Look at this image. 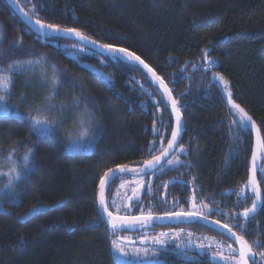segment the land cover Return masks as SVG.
Instances as JSON below:
<instances>
[{
  "label": "trees",
  "instance_id": "obj_1",
  "mask_svg": "<svg viewBox=\"0 0 264 264\" xmlns=\"http://www.w3.org/2000/svg\"><path fill=\"white\" fill-rule=\"evenodd\" d=\"M18 1L44 23L134 52L176 98L184 117L180 163L156 176L135 213L166 214L193 205L222 210L207 216L253 244L256 264L264 251V208L247 222L235 218L255 200L249 184L253 133L238 122L241 114L227 105L226 94L254 118L264 140V0ZM0 28L1 66L40 60L35 68L11 72L8 99L15 109L37 114L49 100L65 102L64 114L85 116L89 109L100 124L93 151L72 152L64 137L67 126L38 136L27 117L0 115V152L22 153L32 146L35 162L27 179L17 183L19 202L9 198L0 207V264H131L114 259V230L99 210V184L109 169L141 165L164 149L174 125L167 100L137 65L73 39L28 31L5 0ZM261 158L264 199V152ZM120 177L112 181L107 201ZM173 179L186 183L177 181L166 191ZM242 188L245 195H237ZM33 206H39V215L18 219ZM245 223L247 231L240 227ZM160 260L185 264L175 254Z\"/></svg>",
  "mask_w": 264,
  "mask_h": 264
},
{
  "label": "rangeland",
  "instance_id": "obj_2",
  "mask_svg": "<svg viewBox=\"0 0 264 264\" xmlns=\"http://www.w3.org/2000/svg\"><path fill=\"white\" fill-rule=\"evenodd\" d=\"M2 35V31L0 28V38ZM209 58V57H208ZM29 61V60H27ZM27 61H16L17 62H25L24 69L35 68L39 65L40 60H31L33 63L31 65L27 64ZM17 71V70H13ZM0 73L4 75H11L8 72L7 67H3L0 65ZM12 79V75H11ZM11 85L8 88H0V95H4L7 98V105L10 109L8 114L22 115L27 117L31 122L32 118L39 119L41 121H47L50 131L45 135L55 134L56 129H61L62 126H67V132L65 134L66 146L69 151L72 152H91L93 151L97 138L100 134V124L97 120L93 119L90 116V110L87 109L88 115H70L65 113V102L54 103L53 100H49L46 102V109L43 111L37 112V114H28L22 112L19 108L15 109L10 103L8 96L11 92ZM54 93L52 94L53 99ZM3 102H0L2 105ZM57 106V107H56ZM43 109V108H42ZM57 111L55 112L54 110ZM45 112H48L47 114ZM56 113V116L53 115ZM7 114V115H8ZM0 115H5L0 112ZM158 115V113H157ZM157 121V120H156ZM154 131L157 133L158 126L155 124ZM86 130V131H85ZM83 134V135H82ZM161 142V140H159ZM155 144V140L152 143V148ZM162 146V143H161ZM32 149V154L29 159V164L32 163L33 160V147L29 146L24 152L16 153L14 150H10L4 154L0 152V207L3 205L4 200L9 199L10 189L5 186L8 183L9 176L6 175L8 173H12L13 175L17 171H21L25 169L23 158L28 150ZM182 147L178 148L176 154L172 155L168 160H166L162 166L154 173L149 175H141V176H121L118 180L117 185L113 188V192L108 199V206L110 210L118 215V216H136V215H156L152 213V210L146 211L141 209L138 213H135L134 206L136 202L141 200L145 191H152V186L155 183L156 176L165 171L167 168H172L177 166L180 163L179 154ZM178 158V159H177ZM169 161H176L174 163H169ZM22 178V177H21ZM19 180H14L13 183L15 185V190L18 192L17 183ZM190 212H196L198 214L207 216L209 215V210L203 209L202 207L193 206L190 208ZM216 230L206 227L200 222L193 223L191 225H178V226H169V227H160V228H144L139 229L133 232H122L120 229H115L112 231V241L116 240L121 244V246L128 253L127 256L120 255L115 253V256L118 257V260L131 263V264H143L146 261H151L152 257H143L142 255L137 256L133 253L137 249H148L149 252L152 251L153 248H159V245H154L152 242V238L158 237L160 233H167V237H163L166 239L169 244L175 243L179 244L181 247L184 246L183 242L191 240L193 247H191L188 252V257H195L198 259L201 256H207L212 261V255L214 253L217 254V258L213 261L216 264H223L224 259L230 256L228 251L229 246L233 249H238L236 244L225 234L214 232ZM189 233H191V237H189ZM204 244L207 246L208 253L207 255H203L199 252V250L195 247V245ZM222 245V247H221ZM114 251V250H113ZM166 254H175L181 259L185 260L184 257L178 255V253L174 252H161L159 258ZM238 258V253L236 254ZM256 264H264V260L261 259L260 255Z\"/></svg>",
  "mask_w": 264,
  "mask_h": 264
},
{
  "label": "snow or ice",
  "instance_id": "obj_3",
  "mask_svg": "<svg viewBox=\"0 0 264 264\" xmlns=\"http://www.w3.org/2000/svg\"><path fill=\"white\" fill-rule=\"evenodd\" d=\"M8 3L14 5L16 3V0H8ZM32 11H33V13H35V9H33ZM24 20H25V27L28 31L32 30L31 25L33 23L35 25H38V28H36V31L42 37H51V36H54L55 34L63 32V33H72V34L76 35L77 37H79L81 40L87 39V37L83 36L78 30H76L74 28H63L62 29L58 25L45 24V23L41 22L39 19H35L33 21L32 17L28 14L24 15ZM49 30H51V31H49ZM17 42L19 43V41H17ZM102 47L107 49L108 52H110L112 54H117V53L121 54V56L124 59H126L127 61L138 62L139 65H142L144 69H147L148 72L152 73L151 78L154 81L158 80L160 82V86L164 88L165 92L168 93L169 98L171 99L170 90L167 89V86L164 84L163 80H161L159 77H157L155 75V72L151 68H149V66L147 64H145V62L139 56H137L134 52H131L126 48H118V47H115L114 45H110V44L102 45ZM203 52H204L205 57H207V49H204ZM116 58L119 59L120 57H116ZM24 63L25 62H17L15 64H9L7 66L8 72L11 73L13 70H17V71L23 70ZM26 63L31 65L33 63V61L29 60ZM214 75H217V74L214 73ZM219 79L221 81H224V78L222 76H220ZM11 83H12L11 75H4L3 73H0V88H8L11 85ZM224 83H225V86L227 89V81H224ZM230 98H231V93L229 92V99ZM0 102H3V104L0 105V112L7 115L10 112V109L7 105L6 96L0 95ZM171 103H172L173 111L176 113V128L172 131V139L168 141V148H171L175 144L176 139H177L179 132L181 130V116H180V110L177 107V101L175 99H171ZM232 106L235 109H238L239 113L241 114L239 121H238L241 125H243L244 127H247L248 122H251L252 126L255 127V121H253L252 118L247 115V113L244 111V109L240 108V106L238 104H235L234 102H232ZM262 123H264V121H262ZM30 127L35 132V134L38 136L45 135L50 131V128H49L47 121H41V120L35 119V118H32V122H31ZM257 142H258L259 148L261 150H264V140H262L260 137V130L259 129H257ZM151 146L152 145L150 144L149 147H151ZM182 150L183 149H181V151ZM31 154H32V149H29L28 153H26L24 158H23L25 169L15 172L14 175L12 173L6 174L9 176V179H8V183L5 187L11 190L9 192V197H10V199H12L13 202H16V203L19 202V193L16 192L15 185H14L13 181L19 180L21 177H23L24 179H27V177L30 175L31 170L34 168V164H35L34 160H32V163L29 164V159H30ZM166 154H167V149L164 150L162 155H166ZM256 158H257V154L254 152L253 153V173H255V171L257 170L256 164H255ZM160 159H161L160 156L154 157L153 160L146 162V166L151 168ZM174 162H176V161H169V163H174ZM119 171L123 172V171H125V169L123 167H121V168H119ZM115 176H116V170H113V169H109L108 172H106L104 174V177H102L100 180L101 194L99 197V204H100L101 208L103 209L104 212H107L108 217L111 218L110 222L112 224L113 230H115L117 228L116 222L118 220L122 221V223L120 225L121 228H123L124 225L129 223V221L124 219V218L113 217L112 213L108 212V206L105 203V199H104V195H103V189H104L105 183L107 180L114 179ZM249 184L251 185V191L255 195V200H253L252 206L250 208H245L242 213L235 214L236 219H240L241 217H243L246 222L248 219L254 218V215L257 212L258 208H264V199H262L261 189L258 186V183L256 181L254 174H253L251 180L249 181ZM237 195H240V196L245 195L244 189L242 188L240 190V192L237 193ZM195 207L196 206L193 205V208H195ZM204 207H207V205H204ZM209 211L210 212L211 211L220 212L222 210L210 209ZM39 214H40L39 206H33L32 208L29 209V211L27 213L24 214V216L18 217V219L21 221H24L30 215L34 216V215H39ZM179 215L193 216V215H198V213H196V212L181 213ZM203 218L207 219V216H204ZM151 219H152L151 216H149L147 218H145V217H133V218H131V221L135 222V221H139V220H144L146 222V221H149ZM217 224H219V221H217ZM240 227L242 230L247 231L246 223L241 224ZM224 228L229 229V226L227 224H225ZM228 234H229L230 238L232 236H235L234 233H231L230 229H229ZM167 236H168L167 233L162 232L159 234L158 237L152 238L153 244L159 245L160 246L159 248H153L151 252H149L148 249H143V250L137 249V250H135V252L133 254L137 255V256L142 255L143 257H149L150 256V257H152L151 264H161V260L159 258L161 252H164V253L174 252V253H178L179 256L184 257L185 264H198V261L196 260L195 257H188L187 256L188 250L191 247H193L190 239L186 242H183L184 246L181 247L179 244H175V243L169 244V242L166 239H163V237H167ZM189 237H191V233H189ZM234 242L239 243V248L233 249L229 246L228 251L230 253V256L228 258L224 259L223 264H248L249 258H252L254 256L253 251H252L253 244H250L243 236H235ZM254 243L257 247L259 246V241H255ZM112 247L114 250V259H118V257L115 256V253H118V254L123 255V256L128 255V253L125 251V249L116 240L112 241ZM195 247L199 250V252L201 254L207 255L208 250H209L207 248V246H205L204 244H199V245H195ZM221 247H222V245H221ZM237 253H238V258L236 255ZM259 255H260L261 259L264 260V251H261L259 253ZM216 258H217V254L214 253L212 255L211 259H212V261H215ZM210 264H211V261H210Z\"/></svg>",
  "mask_w": 264,
  "mask_h": 264
},
{
  "label": "water",
  "instance_id": "obj_4",
  "mask_svg": "<svg viewBox=\"0 0 264 264\" xmlns=\"http://www.w3.org/2000/svg\"><path fill=\"white\" fill-rule=\"evenodd\" d=\"M7 3H8V0H5ZM8 5L16 12V14L25 22L24 20V15L25 14H28L30 15L24 8L23 6L20 4V2L18 0H16V3L14 5L12 4H9ZM32 17V20L34 21L36 18L33 17L32 15H30ZM42 22V21H41ZM44 23V22H43ZM47 24V23H45ZM31 28H32V31L34 32H37L36 31V28H38V25H35L34 23L31 25ZM62 28V27H60ZM63 29V28H62ZM51 31V30H49ZM38 33V32H37ZM81 33V32H80ZM82 34V33H81ZM83 36L87 37V39H84V40H81L79 37H77L76 35L72 34V33H58V34H55L54 36H60L62 38H69V39H73L77 42H80L88 47H90L91 49L103 54V55H112V56H116V57H120V59L130 63V64H134V65H137L139 66L147 75H148V79L152 82V84L158 89V91L165 97V99L167 100V103L169 104V107H170V111L173 115V119H174V125H173V130L176 128V113L173 111V108H172V103H171V99H175L176 98L174 97L172 91L170 90L169 86L166 84V82L159 76L156 74L155 72V75L157 77H159L161 80H163L164 84L167 86V89L170 90V93H171V99L169 98V95L168 93L165 92L164 88L160 86V82L158 80H153L151 77H152V73L148 72L147 69H144L142 65H139L138 62H131V61H127L126 59H124L121 54L117 53V54H112L110 52H108L107 49L103 48L102 45H106V44H103L101 42H98L84 34H82ZM117 47V46H115ZM118 48H122V47H118ZM130 51V50H129ZM132 52V51H131ZM137 55V54H136ZM138 56V55H137ZM141 58V57H140ZM142 59V58H141ZM143 60V59H142ZM144 61V60H143ZM145 62V61H144ZM145 64H147L145 62ZM148 65V64H147ZM149 66V65H148ZM149 68H151L149 66ZM152 69V68H151ZM153 70V69H152ZM154 71V70H153ZM232 102H234L235 104H238L236 103L232 97L229 99V94H226V103L229 107L231 108H234L232 106ZM239 105V104H238ZM240 108L244 109V111L247 113L248 116H250L252 118L253 121L254 118L247 112V110L245 108H243L241 105H239ZM177 107L179 108L178 104H177ZM235 109V108H234ZM180 110V109H179ZM238 112L239 110L236 109ZM180 116H181V130L179 132V135L176 139V142L175 144L171 147V148H168V142L166 144V146L164 147V149L159 153L157 154L156 156L154 157H157V156H160L161 159L155 163L151 168L147 167L146 166V162L147 161H151L153 160L154 157L148 159V160H145L141 165H138V166H127V165H120V166H116V167H113L111 169L113 170H116V177H120V176H141V175H149L151 173H154L156 172L161 166L162 164L168 160L172 155L175 154V152L177 151L178 149V146L180 144V141H181V138L183 136V133H184V117H183V114L182 112L180 111ZM248 126L250 127L252 133H253V151H252V157H251V163H250V169H249V181L251 180L253 174L255 175V178H256V181L258 183V186L260 187L261 189V193L263 194V191H262V188H261V185H260V181H259V176H258V173L260 171V168H261V164H262V158H261V153L264 152V150H261L258 146V142H257V129H259V126L257 124V122L255 121V127L252 126L251 122H248ZM172 130V131H173ZM260 130V129H259ZM260 137L261 139L263 140V137H262V134L260 132ZM172 139V133L170 135V138L169 140ZM168 140V141H169ZM167 149V154L166 155H162V153L164 152V150ZM256 153L257 154V158H256V161H255V164H256V171L255 173H253V153ZM123 167L125 169V171L123 172H120L119 171V168ZM108 172V171H107ZM104 177V176H103ZM114 178V179H115ZM114 179H111V180H107L106 183H105V186H104V189H103V195H104V199H105V203L107 204L108 206V201H107V192H108V189L112 183V181ZM179 182L181 184L183 183H186L185 181H182V180H177V179H173L171 181H169L167 183V185L165 186V190L167 191L169 189V187L176 183V182ZM100 194H101V187H100V184H99V192H98V202H99V197H100ZM99 210L100 212L102 213V216L104 217L105 221L107 222L108 226L110 228H112V224H111V218L108 217L107 215V212H104L103 209L101 208L100 204H99ZM108 212H111L112 213V216L113 217H121V218H124L126 220L129 221L128 224L124 225L123 228H121V223L122 221L118 220L116 223H117V228L116 229H120V230H130V231H135V230H138V229H144V228H153L154 226H169V225H188V224H193V223H196V222H200L202 223L203 225H205L206 227H209V228H212L220 233H223L225 234L227 237L230 238L228 232H229V229L231 231V233H234L235 236H241L239 235L236 231L232 230L230 227L229 229H225L224 228V225L225 223L217 220V219H214V218H211V217H208L207 216V219H204V215H201V214H198V215H193V216H186V215H179L181 213H192V212H171V213H166V214H156V215H136V216H118L116 214H114L109 206H108ZM151 216L152 219L149 220V221H144V220H139V221H135V222H132L131 221V218L133 217H149ZM217 221H219V224H217ZM113 229V228H112ZM235 236H232L230 239L234 242L235 241ZM237 246V248H239V243L238 242H234ZM254 254V253H253ZM254 258V256L252 258H249L248 260V264H251V261L252 259Z\"/></svg>",
  "mask_w": 264,
  "mask_h": 264
},
{
  "label": "flooded vegetation",
  "instance_id": "obj_5",
  "mask_svg": "<svg viewBox=\"0 0 264 264\" xmlns=\"http://www.w3.org/2000/svg\"><path fill=\"white\" fill-rule=\"evenodd\" d=\"M176 212H190V209L188 210V209H186L185 206H182V207H180V209H179L178 211H176Z\"/></svg>",
  "mask_w": 264,
  "mask_h": 264
},
{
  "label": "bare ground",
  "instance_id": "obj_6",
  "mask_svg": "<svg viewBox=\"0 0 264 264\" xmlns=\"http://www.w3.org/2000/svg\"><path fill=\"white\" fill-rule=\"evenodd\" d=\"M261 169V168H260Z\"/></svg>",
  "mask_w": 264,
  "mask_h": 264
}]
</instances>
